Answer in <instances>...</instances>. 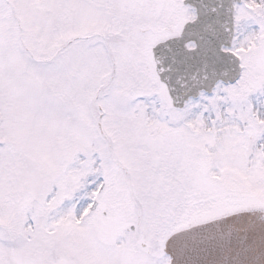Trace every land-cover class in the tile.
<instances>
[{
    "label": "snow or ice",
    "instance_id": "obj_1",
    "mask_svg": "<svg viewBox=\"0 0 264 264\" xmlns=\"http://www.w3.org/2000/svg\"><path fill=\"white\" fill-rule=\"evenodd\" d=\"M0 264H264V0H0Z\"/></svg>",
    "mask_w": 264,
    "mask_h": 264
}]
</instances>
